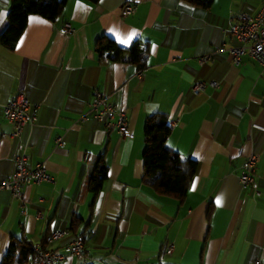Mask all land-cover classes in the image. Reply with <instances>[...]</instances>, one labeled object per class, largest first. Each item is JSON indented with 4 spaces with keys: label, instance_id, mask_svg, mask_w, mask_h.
<instances>
[{
    "label": "crops",
    "instance_id": "0c3cea01",
    "mask_svg": "<svg viewBox=\"0 0 264 264\" xmlns=\"http://www.w3.org/2000/svg\"><path fill=\"white\" fill-rule=\"evenodd\" d=\"M124 3L132 5L125 15ZM263 6L264 0H214L208 8L183 0H68L54 20L30 15L13 49L0 44V181L15 170L18 152L2 107L20 90L37 116L21 133L27 166L43 163L53 178L23 185L25 213L21 201L0 190V261L11 237L40 246L63 228L69 235L44 247L66 253L67 239L82 235L87 261L67 256L61 264H264V70L248 54L233 63L229 51L198 62L238 44L226 30L231 17ZM9 9L10 1L0 0V32ZM65 23L73 29L67 34L60 30ZM103 35L123 48L149 41L146 67L99 61L94 44ZM210 78L219 85L192 92L195 80ZM94 89L126 112L130 137L96 119L75 122ZM153 112L174 122L166 145L197 162L182 201L142 181L143 127ZM251 152L260 155L259 192L239 180ZM100 156L107 173L95 195L86 183ZM73 217L80 219L74 230Z\"/></svg>",
    "mask_w": 264,
    "mask_h": 264
},
{
    "label": "built area",
    "instance_id": "2783aa9c",
    "mask_svg": "<svg viewBox=\"0 0 264 264\" xmlns=\"http://www.w3.org/2000/svg\"><path fill=\"white\" fill-rule=\"evenodd\" d=\"M131 10L132 5L124 3L121 13L125 15ZM60 30L67 34L73 29L69 23H65ZM226 30L237 40L238 44L229 48L224 46L217 47L212 52L198 57L199 64L203 65L213 55L229 51L233 63H239L241 56L248 54L264 70V6L256 14L241 11L231 17ZM206 85L217 87L219 80L216 78L197 79L193 82L191 90L193 93H198ZM28 109V98L25 92L21 90L15 92L2 107L4 118L12 125L10 136L16 139L18 152L15 157V170L12 174L0 181V190H9L13 199L21 201L22 213L26 211V204L23 200L22 192L23 185L53 181L52 176L43 163H36L32 167L27 166V143L20 140L21 133L25 125H33L37 120L36 113L29 112ZM91 118L103 122L105 130L107 131L116 129L124 138L131 136V129L126 112L118 108L110 100V97L103 94L99 89L93 90L88 108L78 116L75 122H83ZM169 126L173 127L174 122H171ZM56 144H62L61 136L56 138ZM259 157L258 152L249 153L241 165V172L239 174L241 185L249 186L254 192H259L258 181L255 177ZM38 215L41 216V213ZM68 235L69 231L67 229L56 228L50 232L48 241L53 242ZM65 247L66 253H59L54 249H43L39 245H32L34 256H36V264H61L67 256H76L82 263H86L87 255L82 235L70 236L66 241ZM166 250L172 251V246H166Z\"/></svg>",
    "mask_w": 264,
    "mask_h": 264
},
{
    "label": "trees",
    "instance_id": "16d2710c",
    "mask_svg": "<svg viewBox=\"0 0 264 264\" xmlns=\"http://www.w3.org/2000/svg\"><path fill=\"white\" fill-rule=\"evenodd\" d=\"M10 9L7 14V23L0 32V44L8 49L16 46L23 33L30 15H39L50 20L60 16L68 0H9ZM97 3L99 0H87ZM200 8H208L214 0H183ZM150 52L149 41L136 39L123 48L117 45L109 36H100L94 44V53L97 59L110 61H127L136 65L138 69L146 67ZM171 127L168 117L162 112H153L145 117L143 127L144 149L142 153L143 174L142 181L156 193L171 196L182 201L186 196L189 184L195 176L197 162L191 158H184L177 151L166 145ZM107 166L103 156H100L90 175L86 188L97 194L106 177ZM80 219L73 217L71 229L77 227ZM46 234L40 243L44 246L48 241ZM32 245L22 238L11 237L7 250L0 264H33L34 251Z\"/></svg>",
    "mask_w": 264,
    "mask_h": 264
},
{
    "label": "bare ground",
    "instance_id": "6f19581e",
    "mask_svg": "<svg viewBox=\"0 0 264 264\" xmlns=\"http://www.w3.org/2000/svg\"><path fill=\"white\" fill-rule=\"evenodd\" d=\"M33 264H36V256L33 255Z\"/></svg>",
    "mask_w": 264,
    "mask_h": 264
},
{
    "label": "snow or ice",
    "instance_id": "6c2138e0",
    "mask_svg": "<svg viewBox=\"0 0 264 264\" xmlns=\"http://www.w3.org/2000/svg\"><path fill=\"white\" fill-rule=\"evenodd\" d=\"M130 38H131V37H129V39H130ZM123 42H125V43H126L127 41H123ZM218 203H219V201H218Z\"/></svg>",
    "mask_w": 264,
    "mask_h": 264
}]
</instances>
